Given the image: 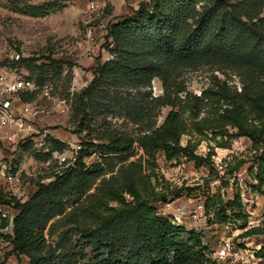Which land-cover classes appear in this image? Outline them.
I'll return each mask as SVG.
<instances>
[{"label":"trees","instance_id":"1","mask_svg":"<svg viewBox=\"0 0 264 264\" xmlns=\"http://www.w3.org/2000/svg\"><path fill=\"white\" fill-rule=\"evenodd\" d=\"M263 7L264 0H149L109 24L105 40L112 58L97 62L91 82L73 98L71 117L76 122L80 114L91 119L123 116L138 131L132 135L107 129L98 138L100 143H83L80 130L85 122L79 120V129L73 133L82 149L75 168L49 184L37 182L24 203L15 198L0 200L16 213L9 255L26 257L29 264H215L202 249L196 250L197 244L178 241L183 227L158 215L157 205L167 203L168 196L157 191L162 178L156 173L155 157L161 152L167 163L183 159L195 168L213 169L214 154L197 155L203 142L198 137L210 136L214 148L226 146L217 138H246L255 152L263 150L254 156L249 173L255 183L252 190L264 197ZM55 9L58 6L33 7L30 14L41 18ZM60 63L52 60L49 66L61 67ZM208 64L232 69L241 83L240 93L216 77L198 96L177 81L180 68ZM60 77L40 73L36 82L41 85ZM154 80L161 83L163 94L152 99ZM147 99L151 103H144ZM163 109L167 112L156 126ZM231 130L235 133L229 134ZM184 137L188 140L182 146ZM60 148L54 144L53 150ZM136 149L142 155L131 160ZM91 155L97 160L88 166L85 159ZM180 192H171L172 200ZM69 199L82 200L84 208L66 213ZM240 201L236 195L220 210V195L208 194L203 202L205 216L213 215L208 224H225L224 217L218 218L227 209L241 218ZM241 221V229H246V217ZM6 226L0 220V229ZM262 227L248 230L243 237L260 234ZM75 229L86 235L89 247L97 252L92 260L83 251L75 254L70 249L68 234ZM46 230L49 235L61 231L53 246L46 244ZM256 256L264 263V247Z\"/></svg>","mask_w":264,"mask_h":264},{"label":"rangeland","instance_id":"2","mask_svg":"<svg viewBox=\"0 0 264 264\" xmlns=\"http://www.w3.org/2000/svg\"><path fill=\"white\" fill-rule=\"evenodd\" d=\"M147 2L149 0H74L72 2L63 0H0V69L14 73L17 78L30 76L35 82L36 74L40 73L46 74L47 78L62 76L60 83L54 89L55 97L64 98L74 80L79 84L78 93H80L91 82L97 62L104 63L112 58L106 48L107 26L118 22L130 11L137 10L139 4ZM91 4H95L98 11L94 12L90 8ZM44 5L58 6V9L48 12L41 18L31 16V8H39ZM197 9L201 11V5ZM260 18L264 25V7ZM89 28L93 32L92 40L86 39V32ZM17 54L19 60L15 61ZM46 59L50 61H46ZM23 60L36 61L33 64H28ZM52 60L61 62V67L49 66V62L51 63ZM43 62L47 65H43ZM214 77L221 81L225 80L236 91L237 84L241 87V83L232 69L213 64L180 68L177 81L184 85L188 93L198 96L213 82ZM107 91L112 92L111 90ZM150 93L152 99L162 96L163 90L158 80L153 81ZM139 99L142 101L141 98ZM145 102L151 103V99H147ZM166 112L167 110L163 109L159 113L156 126L161 124ZM72 114L73 109L67 115H50V122L58 126V128L51 129H60L65 134L77 132L79 120L83 118L85 127L83 131L80 130L81 140L83 143L95 144L100 143L98 138L107 129L127 132L132 135L138 131L137 127L129 124L123 116L91 119L90 116L84 118L80 114L77 117L78 121L73 122ZM234 133L235 131H229V134ZM197 139L203 141L197 148V155L204 157L208 152L214 154L210 159L214 166L213 169L205 166L195 168L191 162L183 159L179 162L167 163L161 152L157 153L155 157L156 173L162 178L157 191L167 195L168 202H174L180 206L181 213H183H178V215H180L183 224L185 223V228L183 227L185 230L178 234V241L189 246L197 244L196 250L202 249L205 255L223 239H231L235 251L251 250L258 247L260 250L264 247V231L257 235L243 236L250 229H262L264 224V197L252 190L255 183L249 173V170L254 167V156L261 154L263 150L255 152L252 144L246 138L235 140L217 138V142L226 145L224 148H214L215 143L210 139V136L207 139L200 137ZM187 140V137L182 138L181 145L185 146ZM94 150L91 149L89 152ZM12 155L14 159L16 157L15 163L20 168H25L30 162L28 156H24L22 152ZM133 155L131 160L138 159L142 152L136 149ZM33 157L36 161L42 160V157L39 158L37 154ZM94 160H97L96 156L91 155L85 159V163L89 166ZM216 165L222 166L223 169H216ZM48 169L40 167L36 172L39 171L46 177L51 171ZM37 181V179L24 180L19 190H14V192L1 190L0 200L8 201L11 198L22 200L30 196L35 190ZM175 189L181 190V192L177 199L172 200L171 192H174ZM208 194L220 195V210L232 202L236 195H239L243 211L239 216L246 217V229H241L243 221L241 218L235 217L237 215H233L229 209L218 218L226 219V223L222 225L208 224L207 221L213 217L212 214L204 216L198 222H188L190 212L199 202H204ZM241 195H246L248 202H242ZM253 195L256 197L254 202L251 199ZM216 204H218L217 201ZM83 205L82 200L69 199L66 213L75 209L78 213L80 209L84 208ZM2 207L3 205L0 204V210L3 211ZM235 211L238 213L237 209ZM60 232L59 230L49 235L46 230V244L53 246ZM189 232L193 234L190 235ZM195 237L197 239L193 240ZM68 240L70 249L75 254L83 251L88 261L96 256L97 252L93 247H89L86 235L78 229L68 234ZM9 254L0 250V264H24L20 258ZM254 257L259 259L256 255Z\"/></svg>","mask_w":264,"mask_h":264},{"label":"built area","instance_id":"3","mask_svg":"<svg viewBox=\"0 0 264 264\" xmlns=\"http://www.w3.org/2000/svg\"><path fill=\"white\" fill-rule=\"evenodd\" d=\"M90 8L94 12L98 11L95 4H91ZM92 38L93 32L89 28L86 32V39L92 40ZM15 57V61H18L19 55ZM61 77L58 80L38 85L29 77L17 78L14 73L0 69V191L14 192V190H19L24 180L31 179H37L39 184L46 185L53 182L56 176L75 168L77 156L82 149L79 140L73 132L65 134L60 129H51L58 128V126L49 120L50 115L70 114L73 109V98L80 88L74 80L64 98L55 97L54 89L60 83ZM237 91L239 93L241 91L238 84ZM23 98H28V100L23 101ZM50 124L52 126H49ZM54 144L60 145L61 148L53 150ZM16 152H22L24 156H28L30 162L25 168L16 165V157L14 159L12 155ZM35 154L39 158L47 159L36 161L33 157ZM40 167L50 168L49 176L45 177L41 172H36ZM216 167L219 170L223 169L220 165ZM241 196L242 202H248L246 195ZM28 197L18 201L24 203ZM255 198V196L251 197L253 202ZM2 208L0 220H5L7 226L0 229V250L10 253L13 219L16 213L11 208ZM157 213L160 217L169 219L173 226L185 228V223L183 224L178 215V213L183 214L181 208H177L174 202L158 204ZM189 216L190 223L204 218L202 201L195 206ZM255 251H259V247L235 251L232 240L223 239L212 251L207 252L206 258L215 264L261 263V259H255ZM20 259L24 264H29L26 257L21 256Z\"/></svg>","mask_w":264,"mask_h":264},{"label":"crops","instance_id":"4","mask_svg":"<svg viewBox=\"0 0 264 264\" xmlns=\"http://www.w3.org/2000/svg\"><path fill=\"white\" fill-rule=\"evenodd\" d=\"M253 196H254V195H253ZM176 207H177V208H180V206H177V205H176ZM188 222H189V221H188Z\"/></svg>","mask_w":264,"mask_h":264}]
</instances>
